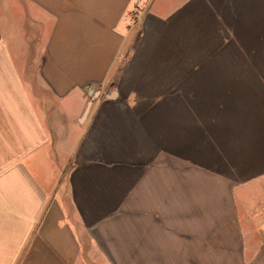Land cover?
Wrapping results in <instances>:
<instances>
[{
  "label": "crops",
  "instance_id": "crops-1",
  "mask_svg": "<svg viewBox=\"0 0 264 264\" xmlns=\"http://www.w3.org/2000/svg\"><path fill=\"white\" fill-rule=\"evenodd\" d=\"M0 264H264V0H0Z\"/></svg>",
  "mask_w": 264,
  "mask_h": 264
}]
</instances>
